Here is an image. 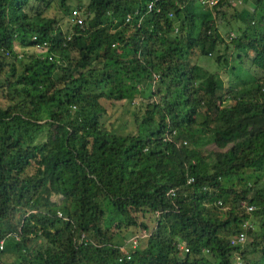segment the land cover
I'll list each match as a JSON object with an SVG mask.
<instances>
[{
	"label": "trees",
	"instance_id": "trees-1",
	"mask_svg": "<svg viewBox=\"0 0 264 264\" xmlns=\"http://www.w3.org/2000/svg\"><path fill=\"white\" fill-rule=\"evenodd\" d=\"M71 1L0 0V264H264V0Z\"/></svg>",
	"mask_w": 264,
	"mask_h": 264
},
{
	"label": "rangeland",
	"instance_id": "rangeland-1",
	"mask_svg": "<svg viewBox=\"0 0 264 264\" xmlns=\"http://www.w3.org/2000/svg\"><path fill=\"white\" fill-rule=\"evenodd\" d=\"M231 3H233L232 5H224L222 9H224L227 13H226V17L228 19L229 22L225 23L227 25H221L219 24V28L221 30L224 31H228L229 28L234 27L236 25V22H240L237 21V19H234V14H236V10L240 9L241 5H243L242 1L239 0H230ZM76 0H72L70 2L71 6H75ZM57 6H54L52 9L47 10V14L48 15H62V12L59 10L60 8H56ZM75 8V7H74ZM219 15H221V13H219ZM70 18V16L64 15L63 17V21H64V26L67 25V21L66 19ZM225 21V20H224ZM224 21L222 24H224ZM241 23V22H240ZM219 29V30H220ZM30 49V48H29ZM225 48H224V44H221L219 47V53H224ZM234 54L227 53V59L229 61V64L226 65L227 63L224 62V60H221L220 63H218L215 59V56H208V55H202L198 58V62H200L201 64H203L204 66H206L208 69L212 70V71H218L219 76L222 78V80L224 81V85H228L227 82H225L226 80V76L227 75L225 72L226 71V66L229 68L231 65L232 60L234 59ZM237 62V61H236ZM238 63V62H237ZM239 64V63H238ZM244 67V68H243ZM240 68H242V70H240ZM236 72L238 74H240L241 78L243 79H247V80H252L253 76H257V70L252 67L251 65H249V63L245 62L242 64H239L237 66ZM240 84H238L239 86ZM224 87V86H223ZM226 88V87H224ZM102 102L104 103V105L108 108L107 114L104 116V119H107L109 122H111L112 127L114 129H117L121 132H129V131H135L137 128V123L136 121L133 120V112L135 110L138 109L139 107V117L141 116V113L143 112V107H144V103L141 102L140 98L136 97L134 98L133 102H128V101H124L122 103L116 102L115 105L111 106L110 102L108 100H102ZM179 143V141H177V144ZM204 149H207V151H210L209 153L211 154V156H214V152H213V148H215V146L213 145L212 142L210 143H206L204 144ZM212 156V157H213ZM54 198V196H52V199ZM223 207H227V205H223ZM125 240V244L124 246L127 247V239ZM130 245V244H129ZM11 260V259H9Z\"/></svg>",
	"mask_w": 264,
	"mask_h": 264
},
{
	"label": "built area",
	"instance_id": "built-area-1",
	"mask_svg": "<svg viewBox=\"0 0 264 264\" xmlns=\"http://www.w3.org/2000/svg\"><path fill=\"white\" fill-rule=\"evenodd\" d=\"M157 1L158 0H150L147 3V10L148 11L153 10V8H155V7H157V10H159V6H157V3H156ZM202 1H205V0H202ZM70 17H71V20H76L78 23L82 24V18L79 16V13H78L77 9H73L72 10ZM130 18H131V15L128 13L127 16H126V20H129ZM138 23H140V19L138 20ZM34 38H36V36H34ZM166 138H167V136H166ZM168 139L171 140V137H169ZM183 141L185 142V140H183ZM193 179H194V177L192 175L188 176L187 182H191V181H193ZM168 193H174V188H170L168 190ZM242 204L245 205V208H246L247 211H251L252 209L255 208L254 204H246L244 202ZM247 224H249V223L247 221H245L244 225L247 226ZM146 234H147V231L145 229H143L142 235L144 236ZM81 235H84V234L81 233ZM138 238H139V235H135V234L132 235L128 239L129 244L132 247H136L138 245ZM2 241H3V239L1 240L0 248L2 247ZM244 241H245V233H244V231H241L238 234L231 236V238H230V242L232 244H235V243L242 244ZM179 245H180V247H182L181 244H179ZM121 248L125 249L123 246ZM240 262H241L240 261V256L238 254H236V264H239Z\"/></svg>",
	"mask_w": 264,
	"mask_h": 264
}]
</instances>
